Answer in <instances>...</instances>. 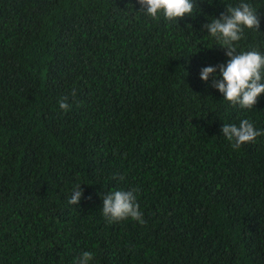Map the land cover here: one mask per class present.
Here are the masks:
<instances>
[{"label":"trees","instance_id":"1","mask_svg":"<svg viewBox=\"0 0 264 264\" xmlns=\"http://www.w3.org/2000/svg\"><path fill=\"white\" fill-rule=\"evenodd\" d=\"M196 2L167 21L138 0H0V264H264V135L222 132L264 130V94L244 109L200 78L229 59L203 26L240 0ZM245 2L260 29L238 50L264 53V0ZM137 189L145 222L109 223L103 196Z\"/></svg>","mask_w":264,"mask_h":264},{"label":"clouds","instance_id":"2","mask_svg":"<svg viewBox=\"0 0 264 264\" xmlns=\"http://www.w3.org/2000/svg\"><path fill=\"white\" fill-rule=\"evenodd\" d=\"M138 3L141 6L139 12L154 20H158L162 15L167 21H177L186 15H193L197 8L196 0H138ZM225 8L226 11L222 12L219 18L212 17L203 27L225 49V55L229 59L215 67H204L200 78L207 82L212 77V87L218 89L225 100L241 108L252 109L258 98L264 94V53L258 49L240 51L238 43L244 37L245 29L259 31L260 17L257 9L245 0H240L235 6L229 4ZM188 27L191 29L192 26ZM71 95H76L75 89ZM68 99L69 97L65 96L58 102L60 109L65 112L70 110ZM222 132L223 136L232 142L234 150H239L243 144L254 142L257 137L264 135V130H257L248 119L240 121L238 126L224 124ZM136 191L138 189L117 190L103 196L102 213L109 223L128 218L141 224L145 222L137 202ZM82 195L81 185L77 184L68 203H78ZM94 259L93 252L85 251L76 257L73 264H91Z\"/></svg>","mask_w":264,"mask_h":264}]
</instances>
